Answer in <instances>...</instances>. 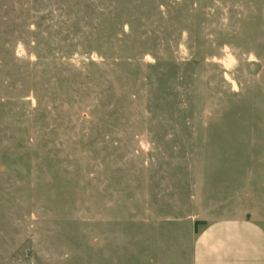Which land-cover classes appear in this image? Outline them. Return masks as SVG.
Wrapping results in <instances>:
<instances>
[{
  "label": "rangeland",
  "instance_id": "obj_1",
  "mask_svg": "<svg viewBox=\"0 0 264 264\" xmlns=\"http://www.w3.org/2000/svg\"><path fill=\"white\" fill-rule=\"evenodd\" d=\"M241 214L264 226V0H0V264H133Z\"/></svg>",
  "mask_w": 264,
  "mask_h": 264
},
{
  "label": "crops",
  "instance_id": "obj_2",
  "mask_svg": "<svg viewBox=\"0 0 264 264\" xmlns=\"http://www.w3.org/2000/svg\"><path fill=\"white\" fill-rule=\"evenodd\" d=\"M197 220L204 223L196 232L193 228L191 240L177 242L179 235L173 236L172 227L155 242L151 239L147 257L141 253L133 264H264V226L252 216Z\"/></svg>",
  "mask_w": 264,
  "mask_h": 264
},
{
  "label": "trees",
  "instance_id": "obj_3",
  "mask_svg": "<svg viewBox=\"0 0 264 264\" xmlns=\"http://www.w3.org/2000/svg\"><path fill=\"white\" fill-rule=\"evenodd\" d=\"M204 223L203 221H200V220H195L194 223H193V228H194V231L196 232L197 231V227L199 224H202Z\"/></svg>",
  "mask_w": 264,
  "mask_h": 264
}]
</instances>
